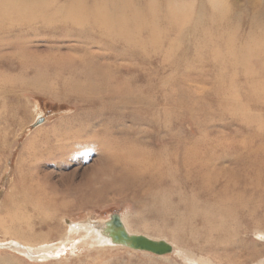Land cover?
Instances as JSON below:
<instances>
[{
  "label": "rangeland",
  "instance_id": "1",
  "mask_svg": "<svg viewBox=\"0 0 264 264\" xmlns=\"http://www.w3.org/2000/svg\"><path fill=\"white\" fill-rule=\"evenodd\" d=\"M72 2L0 28V264H264V46L228 44L264 36V0L131 2L130 40L57 29ZM113 215L175 251L64 238Z\"/></svg>",
  "mask_w": 264,
  "mask_h": 264
},
{
  "label": "bare ground",
  "instance_id": "2",
  "mask_svg": "<svg viewBox=\"0 0 264 264\" xmlns=\"http://www.w3.org/2000/svg\"><path fill=\"white\" fill-rule=\"evenodd\" d=\"M49 1L50 0H0V21L8 18V20L5 21L6 23L0 22V28L8 29V30L13 29L14 28L13 25L17 24L15 22V19L18 18V15L24 14V13L32 14L35 12H43L48 7ZM124 1H126L125 6H124ZM136 1L139 2L140 0H76L75 3L72 2L69 5L68 10L66 11V14H64V18L58 21L60 23L59 25H57L56 28L59 30L61 29L64 32H69V31L74 32L75 31V32L85 34L87 36H93V35H96L97 33H104L103 34L104 36L112 38L115 34L119 36L120 38L123 37L125 40H130L134 36H137L140 34L139 26H145L144 24L146 22L148 23L150 19V18L147 19L148 18L147 15L149 13L147 9L143 7H142L143 9H141L139 7L130 5L131 2H136ZM109 4L112 7H114L115 11L120 12V15L118 16V18H114V16L111 15L112 11L110 10ZM120 4H122V6ZM170 9H171L170 11L171 14L173 13V11L174 12L176 11L175 6H171ZM51 21H52L51 19L46 18L43 20L42 24L43 26L46 25L45 27L53 28L56 24L50 23ZM32 23L33 22H31L30 24ZM228 39H229L228 44L231 45V48L235 46L233 48L232 53L237 54L240 57L239 61L243 62L245 65H248L253 61L255 62L261 59V57H263L261 47L264 46L262 43V40H264V36L259 37V35H251L250 38L239 39L238 40L239 43L237 44H236L237 42L236 37L229 36ZM107 40L108 39L103 38L101 42L106 45L110 44L111 42H108ZM111 46H112V43H111ZM141 48H144V47H141ZM145 100H146V97H145ZM82 224L83 225H79V226L77 225L70 226V229L68 230V232H66V235L64 236L65 240L69 242L75 241L76 234H80L82 236V239H79L80 245H84V244L87 245L89 244V241L92 239L91 235L93 233V234H96V236L100 237L101 241H103L105 244L107 243L110 245H121V246L132 248L134 250L147 251L143 249H137L131 245L133 237L144 235V234L130 232L128 228L125 226V224L123 223V221L121 224L122 228H119L116 225L114 226L113 222L110 220L108 222H100V223H97V221L89 220ZM122 232L127 233V236H128L127 239L126 237L122 236ZM144 236L150 238L151 240L162 241L155 237L153 238L147 235H144ZM166 243H169V242H166ZM0 245H3V244H0ZM77 245L79 244L77 243ZM170 245L172 247V251H170L171 253V252H174L175 250H173L174 245L173 246L172 244ZM39 249L40 248L38 247V248H34L33 250H31L33 251L31 252L32 256L36 258L44 259L50 255L51 256L59 255V252L61 250L60 247H58L57 249L56 248L53 249V246L49 248L46 247L43 251ZM147 252H150V251H147ZM159 255H163V254H159ZM180 256H182L185 260H187V262L190 261V264H191L192 259H190L189 256H186L185 254L180 255Z\"/></svg>",
  "mask_w": 264,
  "mask_h": 264
},
{
  "label": "water",
  "instance_id": "3",
  "mask_svg": "<svg viewBox=\"0 0 264 264\" xmlns=\"http://www.w3.org/2000/svg\"><path fill=\"white\" fill-rule=\"evenodd\" d=\"M112 217L114 226L116 225L117 227L122 228V223L120 222L118 215H113ZM122 236L126 237V239L128 237L127 233L125 232H122ZM131 245L137 249L147 250L156 254H166L172 251L171 245L166 243L165 241L151 240L150 238L145 237L144 235L133 237Z\"/></svg>",
  "mask_w": 264,
  "mask_h": 264
}]
</instances>
